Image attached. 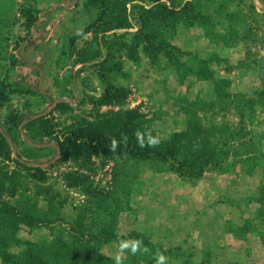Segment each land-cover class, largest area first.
I'll use <instances>...</instances> for the list:
<instances>
[{"label":"rangeland","instance_id":"1","mask_svg":"<svg viewBox=\"0 0 264 264\" xmlns=\"http://www.w3.org/2000/svg\"><path fill=\"white\" fill-rule=\"evenodd\" d=\"M188 1L193 4L190 11L194 8L210 18L194 27L172 18L171 27L163 30L171 41V57L160 55L154 64L143 46L118 55L121 71L113 82L126 90L123 104L98 105L105 86L94 69L77 78L82 65L68 64L66 69L74 74L68 89L73 93L61 97L56 91V96L58 103H70L72 111H52L49 117L57 123L56 131L39 142L59 144L67 127L84 119L93 121L97 113L138 111L161 140L180 141L181 149L188 145L186 132L196 113L201 134L189 147L195 154H179L166 163L94 155L86 166L59 159L41 168L39 176L0 150V169L8 175L20 173L16 194L9 190L4 200L22 211L36 212L31 225H21L20 239L86 241L91 230L98 231L115 215L116 238L103 252L114 260L119 256L122 263L129 260L133 247L135 254L141 253L137 239L143 238L151 246L147 257L152 263L139 255L134 264H157V253L166 258L164 264H264V0H180L178 10ZM71 5L72 0H43L31 39L20 14L24 0L8 5L9 20L2 34L8 41L0 57V75L15 60L13 81L29 92L10 94L1 111L4 124L12 114H24L28 103L34 111L27 116L48 108V104L37 107L40 95L49 96L33 61V39L43 24L67 13ZM90 21V15L76 7L64 23L46 33L40 54L49 71L63 35ZM217 85L225 94L216 93ZM54 155L52 148H44L31 161L46 163ZM69 173L86 177L99 198L69 188L64 180ZM98 205L110 209L111 215ZM45 214L51 221H44ZM81 219L87 228L78 229Z\"/></svg>","mask_w":264,"mask_h":264},{"label":"trees","instance_id":"2","mask_svg":"<svg viewBox=\"0 0 264 264\" xmlns=\"http://www.w3.org/2000/svg\"><path fill=\"white\" fill-rule=\"evenodd\" d=\"M12 1L0 0V57L3 56L4 43L8 41V37L4 38L2 34L9 20L11 7L8 10V5ZM42 1L24 0V6L20 8V14L24 19V26L30 39L39 19ZM179 1L82 0V3L77 7L86 11L90 15L91 21L86 26L77 29L75 33L66 32L63 35L57 55L53 60L54 68L50 70L56 91L61 97H71L73 90L68 87L73 83L74 74L72 69L67 70L66 68L68 64L73 67L82 65L77 71V78H81L88 69H94V76L105 86L102 97L96 101L98 105L110 102L123 104L126 90L116 86L113 82L121 71L122 63L117 60V57L122 51L143 46L150 60L157 64L160 55L172 56L171 41L163 32L165 28L171 27L172 18H179L182 24L188 27L204 25L209 21L210 17L205 13L196 11L194 8L190 11L189 8L193 5L190 1L178 10ZM134 28H137L136 32H128ZM121 31L124 32L120 33ZM16 46L19 47L20 43ZM15 68L16 61L14 60L7 73L0 75V120L2 108L9 100L10 94H27L29 92L24 86L13 81ZM200 72L204 76L209 74L203 70ZM215 90L218 94H225V89H222L221 85L215 86ZM40 96L41 101L37 104L39 110L46 104L52 105L51 97ZM90 99L94 104L95 98L91 96ZM27 105L24 114H12L5 124L2 123L11 135L20 155L27 160H35L44 148L33 147L25 143L20 133V125L28 117L26 114L34 111L31 103ZM54 111L64 114L72 111V107L70 103L60 102ZM49 116L51 113L30 122L26 127L28 137L34 141L51 138L58 125ZM197 121L195 113L189 125V131L186 132V135L189 136L188 145L182 144L179 149L180 141L171 143L161 140L152 129L151 122L138 111L97 113L93 121L84 119L78 121L76 126L65 129L64 141L58 144L62 149L60 162L72 161L86 166L94 155H102L106 159H119L128 156L139 160L166 163L179 154H195L194 147H189L196 139L200 138V125ZM137 131L150 132L152 137L159 140L158 146L139 147L134 135ZM125 135L128 137L127 143L121 142L115 151H111L112 139L121 141ZM184 136L182 135V138ZM145 140H147V136H145ZM0 150L6 158H10L12 155L10 147L1 133ZM211 152L214 153V151ZM14 163L25 170L36 172V175L43 176L41 168L26 166L16 159ZM192 166L196 168L195 165ZM19 177L20 173L8 175L0 169V264H117V260L103 252V247L116 238L115 215L111 216L108 223L104 222L98 231L91 230L90 239H86V241L74 237L67 239L54 237L39 242L20 239L18 233L21 225H31L36 219V212L33 209L22 211L4 200L3 194L9 190L13 196L16 194L20 186ZM38 178L43 180L42 177ZM64 180L69 188H81L85 193L93 195L94 198H99L98 196L101 195L93 192L91 185L88 184V179L78 173H69ZM262 200L264 201V198ZM98 207L100 210L105 209V215H111L107 212L110 210L107 207L102 205H98ZM50 216L45 214L44 221H51ZM79 227L87 228L85 220L79 221L78 229ZM137 241H140L138 248L141 253L130 254L129 260L120 262V264H134L139 255L143 260L152 263V260L147 257L151 246L143 238L137 239ZM145 248L147 251H144Z\"/></svg>","mask_w":264,"mask_h":264},{"label":"water","instance_id":"3","mask_svg":"<svg viewBox=\"0 0 264 264\" xmlns=\"http://www.w3.org/2000/svg\"><path fill=\"white\" fill-rule=\"evenodd\" d=\"M76 7H77L76 0H72V5H71V7L67 13L61 15L59 18H56L52 21H49V22L43 24L37 30V32L34 36L33 54H32L33 55V61L35 63V67H36L37 72L44 79L45 86L47 89V91L45 93L53 99V103L42 113H39L37 115L28 116L23 121V123L20 125L21 138L25 143L29 144L30 146L37 147V148H52L55 152L54 158L51 159L50 161L46 162V163H37V162H33L31 160L25 159L23 156L20 155V153H18L11 135L8 133L6 127L4 126L2 121L0 120V133L5 137L7 143L10 147V150L12 152L13 157L17 161H19L20 163H22L26 166H29V167H35V168L50 167V166L56 164L59 161L60 157L62 156V149L58 144L51 143V142L42 143L39 141L32 140L27 135L26 127L30 122L49 115L52 111H54V109L58 105L57 96L55 94V87H54L52 76L50 74V71L48 70V68L44 64V61L41 58L40 44H41L44 36L46 35V33L49 30H51V29L61 25L62 23H64L72 15V13L76 9Z\"/></svg>","mask_w":264,"mask_h":264},{"label":"clouds","instance_id":"4","mask_svg":"<svg viewBox=\"0 0 264 264\" xmlns=\"http://www.w3.org/2000/svg\"><path fill=\"white\" fill-rule=\"evenodd\" d=\"M134 135L137 138V143L138 146L141 148L144 147H156L159 144V140L157 138H154L151 136L150 132L148 133H141L140 131H137L136 133H134ZM145 136H147V140H145ZM128 137L125 135L122 137L121 141H117L116 139H112L111 141V151H115L117 149V147H119L120 143H127ZM137 251L136 247H133L132 252L133 254H135V252ZM144 251H147V248L144 249ZM158 256V260H157V264H164L165 261V257L160 255L159 253H157ZM117 264H120V257H117Z\"/></svg>","mask_w":264,"mask_h":264},{"label":"crops","instance_id":"5","mask_svg":"<svg viewBox=\"0 0 264 264\" xmlns=\"http://www.w3.org/2000/svg\"><path fill=\"white\" fill-rule=\"evenodd\" d=\"M55 94H56V89H55ZM49 107V106H48Z\"/></svg>","mask_w":264,"mask_h":264}]
</instances>
